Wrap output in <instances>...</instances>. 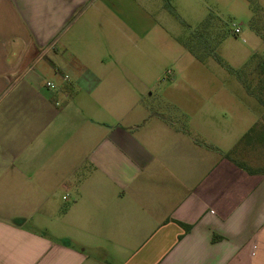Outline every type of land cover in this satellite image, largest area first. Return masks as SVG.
I'll list each match as a JSON object with an SVG mask.
<instances>
[{
  "label": "crops",
  "instance_id": "obj_1",
  "mask_svg": "<svg viewBox=\"0 0 264 264\" xmlns=\"http://www.w3.org/2000/svg\"><path fill=\"white\" fill-rule=\"evenodd\" d=\"M117 6L149 15L145 0H0V264H264V170L230 155L251 128L264 145V103L227 147L217 104L183 128L137 110L111 64L145 35Z\"/></svg>",
  "mask_w": 264,
  "mask_h": 264
},
{
  "label": "rangeland",
  "instance_id": "obj_2",
  "mask_svg": "<svg viewBox=\"0 0 264 264\" xmlns=\"http://www.w3.org/2000/svg\"><path fill=\"white\" fill-rule=\"evenodd\" d=\"M145 6L149 15L143 16L117 6L121 17L133 27L138 24L142 31L137 34L145 37L138 46L129 41L120 50L113 47L120 63L111 64V70L122 66L126 72L128 87L138 96L137 110L145 106L151 115L160 112L177 128L184 127L185 114L205 119L202 114L207 112L199 111L200 106L222 107L214 119L221 131L215 138L224 147L231 145L252 124V106L264 103V94L254 97L247 92L253 85L251 71L260 69L251 52L264 49L250 21L264 36V0H145ZM258 114L264 117V111ZM256 139L252 133L241 139L230 155L264 170L263 141Z\"/></svg>",
  "mask_w": 264,
  "mask_h": 264
},
{
  "label": "trees",
  "instance_id": "obj_3",
  "mask_svg": "<svg viewBox=\"0 0 264 264\" xmlns=\"http://www.w3.org/2000/svg\"><path fill=\"white\" fill-rule=\"evenodd\" d=\"M250 25L252 26V28L258 33V31H257V29L254 27V24H253V21L251 20V22H250ZM220 59V58H219ZM221 60V59H220ZM252 130H254V128L252 129L251 128V131ZM250 130L249 131H247L244 135H243V141H244V139H247L248 137H249V135L252 133ZM242 165V164H241ZM247 168H249V167H247ZM250 169V168H249ZM181 225H183V227L185 228V229H187L188 228V226L187 225H184V224H181Z\"/></svg>",
  "mask_w": 264,
  "mask_h": 264
},
{
  "label": "built area",
  "instance_id": "obj_4",
  "mask_svg": "<svg viewBox=\"0 0 264 264\" xmlns=\"http://www.w3.org/2000/svg\"><path fill=\"white\" fill-rule=\"evenodd\" d=\"M234 32H235V33L239 32V29H238L237 27L234 28Z\"/></svg>",
  "mask_w": 264,
  "mask_h": 264
}]
</instances>
